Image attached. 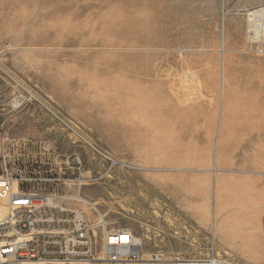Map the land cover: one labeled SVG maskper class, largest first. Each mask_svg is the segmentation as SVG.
I'll use <instances>...</instances> for the list:
<instances>
[{
	"label": "rangeland",
	"instance_id": "374dc122",
	"mask_svg": "<svg viewBox=\"0 0 264 264\" xmlns=\"http://www.w3.org/2000/svg\"><path fill=\"white\" fill-rule=\"evenodd\" d=\"M262 4L0 0V177L73 193L81 174L169 264H264V56L245 50Z\"/></svg>",
	"mask_w": 264,
	"mask_h": 264
},
{
	"label": "built area",
	"instance_id": "2783aa9c",
	"mask_svg": "<svg viewBox=\"0 0 264 264\" xmlns=\"http://www.w3.org/2000/svg\"><path fill=\"white\" fill-rule=\"evenodd\" d=\"M245 16L246 53L264 56V4ZM65 164L67 169L81 166L78 157ZM33 180L20 174L0 177V264H169L158 251L145 257L141 238L112 227L79 197L81 174L70 185L73 193L66 192L67 183L56 193L26 189Z\"/></svg>",
	"mask_w": 264,
	"mask_h": 264
},
{
	"label": "bare ground",
	"instance_id": "6f19581e",
	"mask_svg": "<svg viewBox=\"0 0 264 264\" xmlns=\"http://www.w3.org/2000/svg\"><path fill=\"white\" fill-rule=\"evenodd\" d=\"M223 72V71H222ZM223 81V80H222ZM16 100V99H15ZM19 105V104H18ZM17 106V104H16ZM16 108V107H15ZM125 166V165H123ZM130 167V166H129ZM216 169H211L212 172H214ZM261 175L264 176V173H259ZM260 175V176H261ZM215 186V183L213 184V187ZM84 202H86L88 205H91L92 207H94L95 209H97V206L95 204L94 201H91V200H88L86 199L85 197H82V196H79ZM213 199H214V195H213ZM96 206V207H95ZM212 225L214 226V213H212ZM145 253V257H146V252L144 251ZM165 262H171V263H177L179 262V260H169V259H165L164 260ZM189 264H231L230 262L228 261H221L219 259H216V258H211V259H208L206 261H203V260H193V261H188ZM26 264H30V263H26Z\"/></svg>",
	"mask_w": 264,
	"mask_h": 264
},
{
	"label": "snow or ice",
	"instance_id": "6c2138e0",
	"mask_svg": "<svg viewBox=\"0 0 264 264\" xmlns=\"http://www.w3.org/2000/svg\"><path fill=\"white\" fill-rule=\"evenodd\" d=\"M17 203H19V204H23V203H27V201L18 200ZM5 251H10V249H5Z\"/></svg>",
	"mask_w": 264,
	"mask_h": 264
}]
</instances>
